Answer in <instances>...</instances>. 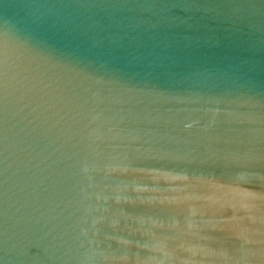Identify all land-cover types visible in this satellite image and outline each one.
I'll return each instance as SVG.
<instances>
[{"label": "water", "instance_id": "water-1", "mask_svg": "<svg viewBox=\"0 0 264 264\" xmlns=\"http://www.w3.org/2000/svg\"><path fill=\"white\" fill-rule=\"evenodd\" d=\"M0 264H264V0H0Z\"/></svg>", "mask_w": 264, "mask_h": 264}]
</instances>
